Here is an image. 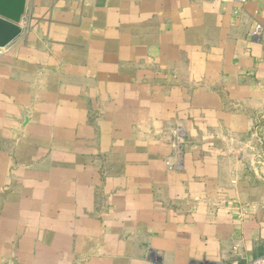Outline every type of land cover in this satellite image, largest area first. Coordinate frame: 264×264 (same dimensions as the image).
I'll return each mask as SVG.
<instances>
[{"label":"crops","instance_id":"0c3cea01","mask_svg":"<svg viewBox=\"0 0 264 264\" xmlns=\"http://www.w3.org/2000/svg\"><path fill=\"white\" fill-rule=\"evenodd\" d=\"M262 253L264 0H27L0 49V264Z\"/></svg>","mask_w":264,"mask_h":264},{"label":"water","instance_id":"95a60500","mask_svg":"<svg viewBox=\"0 0 264 264\" xmlns=\"http://www.w3.org/2000/svg\"><path fill=\"white\" fill-rule=\"evenodd\" d=\"M27 0H0V49L21 36Z\"/></svg>","mask_w":264,"mask_h":264},{"label":"rangeland","instance_id":"374dc122","mask_svg":"<svg viewBox=\"0 0 264 264\" xmlns=\"http://www.w3.org/2000/svg\"><path fill=\"white\" fill-rule=\"evenodd\" d=\"M172 136H173L171 140L172 145L176 147L177 150H180L181 146L184 144V134L181 128L175 130ZM47 158H51L50 154H46L45 156L46 162H49V159ZM168 167L172 169L173 166L171 163L168 162ZM102 170L104 169L102 168ZM104 171L106 172V169Z\"/></svg>","mask_w":264,"mask_h":264},{"label":"built area","instance_id":"2783aa9c","mask_svg":"<svg viewBox=\"0 0 264 264\" xmlns=\"http://www.w3.org/2000/svg\"><path fill=\"white\" fill-rule=\"evenodd\" d=\"M235 1L243 3L246 0H235ZM261 31H262L261 25L256 24L253 31H252L253 37L257 38L261 34ZM243 264H264V254L254 258L250 261L244 262Z\"/></svg>","mask_w":264,"mask_h":264},{"label":"trees","instance_id":"16d2710c","mask_svg":"<svg viewBox=\"0 0 264 264\" xmlns=\"http://www.w3.org/2000/svg\"><path fill=\"white\" fill-rule=\"evenodd\" d=\"M262 254H264V253H262Z\"/></svg>","mask_w":264,"mask_h":264}]
</instances>
